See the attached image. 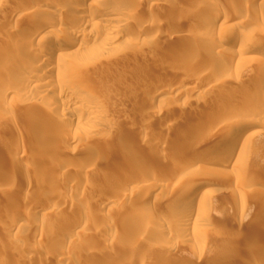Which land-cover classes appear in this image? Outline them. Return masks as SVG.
Segmentation results:
<instances>
[{
  "label": "rangeland",
  "instance_id": "obj_1",
  "mask_svg": "<svg viewBox=\"0 0 264 264\" xmlns=\"http://www.w3.org/2000/svg\"><path fill=\"white\" fill-rule=\"evenodd\" d=\"M16 1L0 0V78L10 79L0 82L10 89L9 95L0 94V263L227 264L225 258L236 257L243 264H264V124L247 113L261 104L257 94L264 93L260 79L264 0H256L254 16H250L263 22L262 27H235L238 19L233 13L234 20L211 35L205 34L216 17L210 12L221 8L230 17L235 5L241 7L246 0H93L100 3L95 10L104 7L123 13L115 17L118 32L106 34L105 27L95 23L87 27L92 34L81 40L83 47L69 50L76 52L74 59L55 56L48 60L49 74L63 65L72 69L66 80L75 90L32 92L27 97L17 93L24 83L16 78L17 66L30 58L33 46L45 54L46 41L41 43L39 37L46 33L33 27L38 39L24 40L33 28L22 32L26 23L14 24L9 19ZM59 3L55 8L64 10ZM69 25L65 20L57 27L49 43H59L66 28L74 26ZM139 25L146 29L143 35L132 29L123 34L127 26ZM243 37L251 41L246 48L239 41ZM186 51L194 56L185 55ZM98 53L101 57L95 61L83 60ZM161 88L164 92L159 95ZM241 100L246 109L234 110ZM54 102L63 106L54 107ZM92 104L107 119L103 124L83 122L85 114L78 107ZM62 115L70 117L69 125L59 123ZM246 120L251 122V135L246 149L236 157L241 163L221 172L220 164L208 160L211 154H220L208 150L210 142ZM109 129L112 132L104 134ZM19 142L31 149L34 143L42 146V156L35 157L39 153L34 148V156L30 152L10 157L4 164ZM103 144L107 151L102 152ZM57 157L76 168L64 170L63 181L53 190L50 178ZM103 157L107 162L101 163ZM248 174L259 177L258 183L246 181ZM12 175L18 185L11 187L5 180ZM127 179L132 180L128 187L120 189ZM29 181L43 185L24 193L23 184ZM118 192L126 194L123 205L101 208L104 200L121 198ZM61 202L64 209L46 207ZM85 202L95 215L93 222L95 218L100 222L98 228L94 231L92 223L87 229L91 236L61 243ZM186 207L195 220L174 221L173 217L186 213ZM67 211L72 213V222L63 220ZM23 213L25 226L10 231L12 217ZM160 223L166 227L162 235L157 232ZM42 231L49 233L48 240L39 239ZM192 232L203 236V247ZM67 255L72 259L61 260Z\"/></svg>",
  "mask_w": 264,
  "mask_h": 264
},
{
  "label": "bare ground",
  "instance_id": "obj_2",
  "mask_svg": "<svg viewBox=\"0 0 264 264\" xmlns=\"http://www.w3.org/2000/svg\"><path fill=\"white\" fill-rule=\"evenodd\" d=\"M58 1L59 0H57V1H55V0H19V1L15 2V6L12 9L11 13L9 12L10 13L9 19H11V21L14 22V24H15V22H16V24L24 22V24H22L24 26L25 23H26V28H23L22 32L25 31L27 29V27H30V28L37 27V29L39 27L40 30H41V33H44V34L46 33L43 37H41V36L39 37L41 43L42 42L44 43L46 41V43L44 44V48H46L45 49V54L43 53L44 55H42L41 54L42 51L40 49L35 48L33 46V47H31V49L29 51L30 58L29 59L20 60V62H19L20 64L17 66L18 72L16 71V78L24 80V83L21 86V89L17 91V93H18V95L20 97H27L32 92L38 93L40 95H44V94H47V93H50V92H57V91L60 92L61 89H67L69 91L75 90L74 87L71 85V83L68 80H66V76L73 74L72 73V69L68 65H63V66L57 67L55 69L54 73L49 74L50 69L49 68L47 69V66L50 65L49 64L50 58L52 59L53 57L57 56L58 58L64 59L66 61H70L71 59H74L75 55H76V52H70L69 50L72 49V48H75V46H77V47L79 46L80 49H81V47H83L82 44H81V40L86 39L87 37L90 36V34H92L91 31H87V27H89L91 25H95V23H101L103 25V27H105V29L103 31H105L106 34L112 35L114 32H118V30L120 28V25L115 22V21L118 20V18H115V17L119 16V18H120V17L124 16L121 11H119V13L115 12L116 14L114 13V11L111 12L110 11L111 8L108 10L107 8L104 9V7H103V8H100L101 10L99 8L97 10H95L97 8L96 4H98L97 6L100 7L99 6L100 3L94 2L93 0H63L64 2H62V1L60 2V3H66L68 8H66L65 4H64L65 5L64 6V5L60 4ZM151 1L152 0H150V2ZM56 2H58L59 5L62 8L64 7L65 9L63 8L64 10H59L58 11L55 8V5H58V3H56ZM255 3H257L256 0H246V2L244 3L243 6L240 4L241 7H236V5H235V8H233L234 11L232 10V14H231L232 16H230V17L228 16V14H226L225 11H222L223 9L220 8L218 10V9L213 8V9H215V10H212L214 12V14L211 13L212 12L211 11L210 15L211 16L214 15L216 17L213 19L212 22L209 23V25L207 24L208 26H206V29H205L206 33L205 34L211 35L215 31L220 29L221 26L224 23L229 22L233 18V13L235 15L234 18L238 19V21L235 24V27L236 26L240 27V28H244V27H246V28L250 27L251 28V26L252 27L255 26L256 28L262 27V23L263 22H258L256 19H251V17H250L251 15L254 16V12H255L254 9L255 8L254 9H252V8L254 7ZM111 5H112V3H111ZM114 5L117 6L118 4L115 3V4H113V6ZM50 9H54L55 11H49ZM59 9H61V8H59ZM118 9H119V7H118ZM231 9H230L229 12H231ZM56 10L58 12H56ZM94 10L97 11V12L95 13ZM250 10L252 11L253 14H250L251 13ZM253 10H254V12H253ZM89 11H90V13H91V11H93L94 12V13L92 12L93 15L89 14L88 13ZM180 13H182V12H180ZM229 15H230V13H229ZM65 20H66V24L67 25H69V23L74 25V26L71 27L72 30L66 28V30L64 31V34L60 38V42L59 43L58 42L49 43L50 39L53 38L55 36V34H57L56 28L57 27L59 28V26L62 27V24L64 23ZM232 20H234V19H232ZM45 21H46V23H45ZM42 22H44V26H42V24H41ZM71 24L69 26H71ZM39 25H41L42 27H40ZM131 27L128 28V26H127L126 28H124L123 29L124 30L123 34L128 32V31L130 33L131 29L132 30H136L138 32V34H140V35H143L146 32V29L143 26L139 25V26H136L134 28H131ZM30 28H28V29H30ZM35 29L34 28H33V30L30 29L29 34L27 33L28 37H25L24 40H27L29 42L30 41H36L38 39V37H37V33L34 31ZM39 33H40V31H39ZM27 35H25V36H27ZM239 41H240V44H241V48L242 47L246 48L248 46V44L250 45L249 42H251L249 40H248L249 41L248 42L246 39H244V37L239 39ZM37 44H36V46H37ZM253 48L259 49V47H257V46L253 47ZM253 48H251V49H253ZM262 48L264 50V47H262ZM78 52H79V50H78ZM196 52H197V50L194 51V53H196ZM98 55H100V53L96 54L95 56H90L88 58H84L83 60H85V62H89L90 63L91 61H95L96 59H99L97 57H101V56H98ZM185 55H187L189 57H193L194 56V54H190V51H189V53H187V51H186ZM48 60H49V62H48ZM191 64L193 66V63H191ZM198 64L200 65L199 62H198ZM189 66H191V65H189ZM26 69H29L31 71H27ZM47 70H49V72H47ZM260 79L263 80L262 81L263 82L262 86L264 87V69L262 71V77ZM4 80H9L10 81V79L8 77L6 78L5 76L0 78V82H2ZM158 83H159L158 80L154 81V84L159 87ZM260 83H261V81H260ZM160 87H162V86L160 85ZM163 90L164 89H162V88L159 90V95L163 94V92H164ZM8 91H10L9 87L5 83H1V85H0V94H2V95L4 94L5 96L9 95ZM81 92H83V91H81ZM249 94L251 95L252 91H250ZM257 98H258V102L260 101L261 104L258 105V106L256 105L257 107H254V106L251 107V109L247 110V113H249L251 116H258L259 117L258 119H260V123L264 124V93L257 94ZM60 104L62 105V103H60ZM61 105L58 106L56 102L52 103V106H54V107H61ZM94 105L92 104V106H88V107H85V108L78 107V111L79 112L81 111V113L85 114V115L83 114L85 116V120H83V122L85 124L97 123V124L100 125V123L103 124V122H105L107 120V119H103L104 117L102 116V114L99 113V111L97 110V107L94 106ZM244 107L245 106L243 104V101L241 100V102H239V104L237 105V108L234 109V110L246 109ZM47 112H49L48 108H47L45 114H47ZM58 120L60 121L59 122L60 124H63L65 126L69 125L70 122H71L70 121V117L68 115H62V117H60ZM250 123H249V120L248 121L246 120L245 122H243V124H240L239 126L238 125L233 126V127L229 128V129H227L228 131H226L224 135L218 137V139H216L215 141L210 142V146H209L208 150L210 152L211 151L212 152H220V154L219 155L211 154L209 156L208 160H210L209 161L210 163L213 162V163L220 164V166L222 167L221 172H226L227 171L226 167H228V168L231 167V168H234V169L239 167V165L241 163V159L239 160L236 157L238 156L240 151H244L246 149V146H247L246 143H247L248 137L251 135V134L248 135V133H249L248 129L250 127ZM111 132H112V129H109L104 134H109ZM24 139H25V137H24ZM83 139H84V141H88L89 140L88 137H86V138L82 137V140ZM22 140H23V138H22ZM19 141H21V140H19ZM24 142H26V141H24ZM24 142H19L18 145H16L17 147H15V149H14L15 152H13V156H12V152L10 154L6 155L5 160L3 161L4 164L9 162L12 159V157L19 158L22 155H26V154L29 155L28 153H30V152L32 153V151H34V148H35V151H36L34 153H39L35 157L40 158L42 156L41 153H40V149H41L42 146L38 147V145H36L34 143V147H32L33 149H31V146L28 145V143L26 144ZM30 144L32 145V143H30ZM102 147H103V148H101V149H103L102 152L107 151V149H109L108 147L106 148V146H104V144H103ZM237 150H238V152L235 153ZM30 156H32V155H30ZM33 156H34V154H33ZM10 157H11V159H10ZM134 157L137 158V156H134ZM123 159H125V157H123L122 160ZM107 160L108 159L106 157H103L100 161H101V163H105V162H107ZM50 161L52 162L54 160L52 159ZM54 162H52V164ZM53 165L54 166L57 165V168L55 166L54 173L52 174L53 177H51L50 179H52V182L54 180V182L52 184V187L54 188L53 190H56V187H57L56 185L59 184L60 181H63V180H61V178L63 176L62 174H65L64 170H66V169L68 170V168H70V169L72 168L73 169V167L74 168H76V167L73 164H72L73 165V167H72L71 163L69 164V162H67V161H65L63 159L60 160L59 158H58V160H56V162ZM50 166H52V165L50 164ZM21 174H20V176H21ZM15 176L12 175L11 177H8L7 180H5V181H8L6 184H8L11 187L14 186L16 183L18 185V181H16L17 177H15ZM28 176H30V175H28ZM26 177H23V179L28 180ZM18 178H19V176H18ZM21 178H22V176H21ZM245 178H246V181L248 180V181H250L252 183H258L257 181L260 180L259 177L252 176L251 174H248ZM30 181L26 185H24L23 183H25V182L23 180L22 184H23V190L25 191V192L23 191L24 193L33 192V190L35 188H37L40 185H43V184H41L42 182L40 180L38 181V182H41V183H38L40 185H36L37 181H35L36 183L34 185ZM79 181L80 180H77V183H79ZM131 181L132 180L127 179L126 181H124L122 183V185H121L122 187L121 188H120V186H118V187L120 189H124L125 187H128V185L130 184ZM61 183H63V182H61ZM20 190H22V189H20ZM119 194L121 195V198L115 196V197L108 198L107 200H104L102 202L101 208L109 206V205H113V204H118V203L123 205L124 202L126 201L127 197L123 196L125 193L123 195L121 193H119ZM194 195L196 196L197 194L194 193ZM122 197H123V199H122ZM184 203H186V201L183 202V204ZM50 206L54 207V209H59L60 210L62 208L64 209L65 204L61 202V203L54 204V205L50 204V205H47L46 207L48 208ZM89 206L90 205L87 202H85L82 205V207L84 209H83L80 217L76 221L72 222V213L71 212L67 211L63 215V220L65 219V221L72 222L73 223V227L71 228L70 232L66 236V239H63L61 241V243H63V244L71 243L72 241L74 242V238L81 237V236H83V237L91 236V234H89L87 232V229L92 223H93L94 231H95V229L98 228L97 226H99L98 224H100V222L97 223L98 222V221H96L97 218H95L94 219L95 221L93 222V218L95 217V215L93 216L94 213L92 214L93 211L91 212V208ZM76 207L77 206H75V208ZM190 207H191V205H190ZM186 209H187V207H186ZM70 211H72V210H70ZM181 211H182V208H181ZM185 211H186V213L184 212V210L182 211V212H184L183 215L181 213L178 214V215H181V216H176L177 215L176 214L175 215L176 217H173V220L177 221V222H182V223L186 222L187 224L191 223L192 221H194L195 219H194L192 211H190L188 209L185 210ZM26 215H27V213H26ZM26 215L23 213V214H21L19 216L12 217V220H10L11 223H10V226H9V229H11L10 231L15 229L17 226H20L19 228H22V226H25L22 223V221L26 218ZM242 224L243 223L241 222L240 226ZM159 226L160 227H159V229H157V232H158V234L162 235V234H164L166 232L165 223H162ZM192 234H193V238L198 242V244L203 247L204 246V241H205L203 236L201 234H198L197 232H192ZM48 237H49V233L45 234L43 232V233H40L39 239L41 238V240L44 239L46 241V240H48ZM136 241H137V239H136ZM166 250L170 252L169 248H167V247H166ZM106 252L107 251H104V254H107ZM17 256H19V255H17ZM17 256H14L13 258H15ZM71 259H72L71 255H67V256L61 257V260H63V261L64 260H71ZM20 262L13 261V260H11V261L8 260L7 262H3V263H0V264H19ZM223 262L224 263L226 262L227 264H243L236 257L225 258V260ZM259 263L261 264V261H259ZM198 264H200L199 261H198Z\"/></svg>",
  "mask_w": 264,
  "mask_h": 264
}]
</instances>
